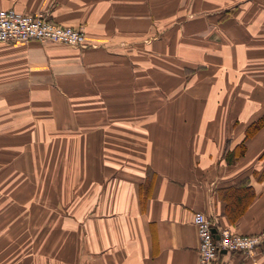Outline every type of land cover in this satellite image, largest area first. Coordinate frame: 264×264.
I'll list each match as a JSON object with an SVG mask.
<instances>
[{
	"label": "crops",
	"instance_id": "0c3cea01",
	"mask_svg": "<svg viewBox=\"0 0 264 264\" xmlns=\"http://www.w3.org/2000/svg\"><path fill=\"white\" fill-rule=\"evenodd\" d=\"M206 1L0 0L87 39L0 42V159L14 156V181L31 174L10 185L51 210L53 236L77 235L65 264H198L195 212L261 240L217 264H264V34L235 33L250 0L221 22Z\"/></svg>",
	"mask_w": 264,
	"mask_h": 264
},
{
	"label": "rangeland",
	"instance_id": "374dc122",
	"mask_svg": "<svg viewBox=\"0 0 264 264\" xmlns=\"http://www.w3.org/2000/svg\"><path fill=\"white\" fill-rule=\"evenodd\" d=\"M204 1L207 2L206 0ZM219 2L220 13L217 17H214H216V20L220 19L221 22L224 17V11L232 6L235 7L240 0H219ZM250 2L253 6L249 11H243V6L240 5V13H237L236 17H234L237 23H235V33L237 35L244 34V30L249 24L252 25V30L256 29L253 34H264V17H262L264 0H250ZM260 62H264V57H262ZM234 69H236L235 74L239 77L248 72H253L246 70L243 64L236 66ZM252 76L255 77L253 74ZM255 84H252L251 91L248 94H253ZM258 95H253L259 100L257 108L264 103V94L258 93ZM0 163H3L0 164V181H4L5 178L9 179L5 181L4 185H0V264H65L69 257L75 258L77 250L74 243L77 241V235H65V238H56L50 233V216L52 217V215L49 212L51 210H47V218L38 216L37 212L35 213V210L37 211L35 203L29 200L31 195H27L24 198L28 200L27 203L21 202V193L24 194L26 189L30 191V187L21 189L16 184L19 183L23 186L32 185V181V183H29L31 174L23 172L24 174L22 175L27 176L14 181L18 176V171L13 172L11 170L15 166L14 164L17 163V161H14V156L11 159L1 158ZM10 174H15L16 176L12 177ZM50 181H52L51 178ZM14 182L16 184L10 185V183ZM43 190L42 194L44 193L45 196L50 198V187H44ZM7 199L8 202H4ZM46 205L48 206L45 202L43 208ZM49 206L51 207V204ZM59 243L65 245L66 250L71 248L64 253L61 260L58 258L60 250L57 244ZM53 249L56 250L55 258H53Z\"/></svg>",
	"mask_w": 264,
	"mask_h": 264
},
{
	"label": "built area",
	"instance_id": "2783aa9c",
	"mask_svg": "<svg viewBox=\"0 0 264 264\" xmlns=\"http://www.w3.org/2000/svg\"><path fill=\"white\" fill-rule=\"evenodd\" d=\"M32 40L87 46L86 35L82 29L59 25L44 12L25 14L13 8L0 9V42L25 43ZM193 223L197 227L200 240L198 264H217L222 250L251 254L261 243L260 238L255 236H240L229 230H219L203 212H195ZM213 228H216V233L212 232Z\"/></svg>",
	"mask_w": 264,
	"mask_h": 264
},
{
	"label": "trees",
	"instance_id": "16d2710c",
	"mask_svg": "<svg viewBox=\"0 0 264 264\" xmlns=\"http://www.w3.org/2000/svg\"><path fill=\"white\" fill-rule=\"evenodd\" d=\"M259 123H257L256 125H254L253 127L249 128L248 130V135H252L257 129H259Z\"/></svg>",
	"mask_w": 264,
	"mask_h": 264
},
{
	"label": "water",
	"instance_id": "95a60500",
	"mask_svg": "<svg viewBox=\"0 0 264 264\" xmlns=\"http://www.w3.org/2000/svg\"><path fill=\"white\" fill-rule=\"evenodd\" d=\"M212 232H213V233H216V232H217L216 228H213V229H212ZM214 237H215L216 239H219V236H218V235H215ZM223 252H226V251L224 250Z\"/></svg>",
	"mask_w": 264,
	"mask_h": 264
}]
</instances>
